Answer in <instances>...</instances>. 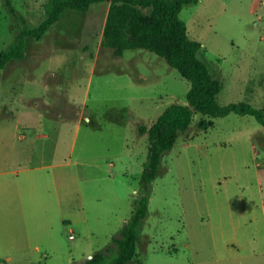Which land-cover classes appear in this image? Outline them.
Instances as JSON below:
<instances>
[{
	"label": "rangeland",
	"instance_id": "1",
	"mask_svg": "<svg viewBox=\"0 0 264 264\" xmlns=\"http://www.w3.org/2000/svg\"><path fill=\"white\" fill-rule=\"evenodd\" d=\"M47 2L0 0V51L40 25ZM109 6L65 10L0 69V264H85L108 246L140 195L139 125L186 102L191 82L165 58L102 45ZM180 15L224 84L219 102L264 111V0H199ZM201 117L162 160L136 257L264 264V126L231 113L204 130Z\"/></svg>",
	"mask_w": 264,
	"mask_h": 264
},
{
	"label": "trees",
	"instance_id": "2",
	"mask_svg": "<svg viewBox=\"0 0 264 264\" xmlns=\"http://www.w3.org/2000/svg\"><path fill=\"white\" fill-rule=\"evenodd\" d=\"M104 1L110 2L103 32L104 47L112 48L118 56L129 49L153 51L191 82L186 102H172L150 126L139 125L138 132L147 134L149 139L140 195L135 198L134 210L118 235L85 261V264H144L136 257L137 242L149 211L153 182L160 173L165 154L189 129L194 114L202 115L198 128L207 130L214 126L215 117L231 113L253 115L264 126V111L246 101L226 105L219 102L218 95L224 84L214 77L199 57L203 44L190 37L187 23L180 15L185 5L199 0H48L44 5L46 17L40 25L19 32L11 45L0 51V69L24 58L28 38L41 37L65 10L88 11L92 5ZM144 9L150 11L145 12Z\"/></svg>",
	"mask_w": 264,
	"mask_h": 264
},
{
	"label": "crops",
	"instance_id": "3",
	"mask_svg": "<svg viewBox=\"0 0 264 264\" xmlns=\"http://www.w3.org/2000/svg\"><path fill=\"white\" fill-rule=\"evenodd\" d=\"M14 116H16V114ZM22 198L20 200H18L19 204H22L23 203Z\"/></svg>",
	"mask_w": 264,
	"mask_h": 264
}]
</instances>
